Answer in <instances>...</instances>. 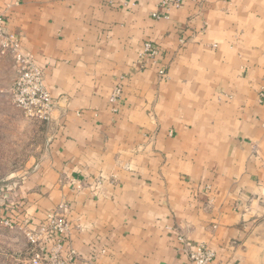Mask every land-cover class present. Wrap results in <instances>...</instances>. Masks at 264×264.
<instances>
[{"label":"crops","instance_id":"1","mask_svg":"<svg viewBox=\"0 0 264 264\" xmlns=\"http://www.w3.org/2000/svg\"><path fill=\"white\" fill-rule=\"evenodd\" d=\"M160 2L0 0L54 101L17 218L65 204L73 264H264V0ZM15 77L0 55V112Z\"/></svg>","mask_w":264,"mask_h":264},{"label":"built area","instance_id":"2","mask_svg":"<svg viewBox=\"0 0 264 264\" xmlns=\"http://www.w3.org/2000/svg\"><path fill=\"white\" fill-rule=\"evenodd\" d=\"M181 0H161L159 6L168 11L170 8L178 7ZM155 19L165 18L157 13L152 15ZM0 55H9L14 62L16 77L11 89V102L19 109L26 118L36 122L47 124L50 121L54 108V101L44 85L43 73L35 64L33 57L23 52L21 43L17 37L7 30L5 17L0 14ZM159 49L148 42L143 45L140 60L156 61ZM164 71H158L163 76ZM121 96V89L116 86L110 96V102L116 103ZM68 207L60 204L55 210L45 215V220L35 228L31 229L28 222L23 229L24 236L33 245V256L27 264H73L75 254L69 252V257L63 259L60 255L61 247L65 242L68 224L65 213ZM4 225L12 228L15 225L12 218H6ZM51 246L48 247V242ZM178 241L184 246L182 237ZM50 243V242H49ZM190 264H210L215 258L214 252L206 246L199 244L193 248L183 247Z\"/></svg>","mask_w":264,"mask_h":264},{"label":"rangeland","instance_id":"3","mask_svg":"<svg viewBox=\"0 0 264 264\" xmlns=\"http://www.w3.org/2000/svg\"><path fill=\"white\" fill-rule=\"evenodd\" d=\"M43 125L26 118L12 104L10 90L9 109L0 112V264H27L33 256V245L23 233L25 219L17 218L15 204L19 182L46 146ZM6 218L15 222L12 228L4 225Z\"/></svg>","mask_w":264,"mask_h":264}]
</instances>
